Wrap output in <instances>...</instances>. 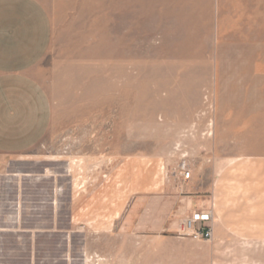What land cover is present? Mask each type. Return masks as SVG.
Listing matches in <instances>:
<instances>
[{
  "label": "rangeland",
  "instance_id": "1",
  "mask_svg": "<svg viewBox=\"0 0 264 264\" xmlns=\"http://www.w3.org/2000/svg\"><path fill=\"white\" fill-rule=\"evenodd\" d=\"M41 1L54 116L0 154V264H264V241L227 224L237 191L257 217L264 196V0ZM202 209L214 239L179 237Z\"/></svg>",
  "mask_w": 264,
  "mask_h": 264
},
{
  "label": "crops",
  "instance_id": "2",
  "mask_svg": "<svg viewBox=\"0 0 264 264\" xmlns=\"http://www.w3.org/2000/svg\"><path fill=\"white\" fill-rule=\"evenodd\" d=\"M54 38L52 16L41 0H0V154L32 150L51 128L52 96L38 80L35 68L52 49ZM245 189L234 192L249 198L247 207L241 208L245 212L227 224L231 227L241 222L249 227L248 241H264V196L260 195L257 217L252 212L253 189ZM239 196L231 200L237 202ZM229 209L236 211L232 204Z\"/></svg>",
  "mask_w": 264,
  "mask_h": 264
},
{
  "label": "built area",
  "instance_id": "3",
  "mask_svg": "<svg viewBox=\"0 0 264 264\" xmlns=\"http://www.w3.org/2000/svg\"><path fill=\"white\" fill-rule=\"evenodd\" d=\"M181 177L184 183H189L193 173L186 163L181 168ZM215 210L202 209L184 215L177 223V235L181 238H193L199 241H211L214 236Z\"/></svg>",
  "mask_w": 264,
  "mask_h": 264
},
{
  "label": "bare ground",
  "instance_id": "4",
  "mask_svg": "<svg viewBox=\"0 0 264 264\" xmlns=\"http://www.w3.org/2000/svg\"><path fill=\"white\" fill-rule=\"evenodd\" d=\"M51 171V170H50ZM48 171V175L51 176L52 173ZM14 176V175H13ZM21 175H16V177H20ZM10 178V177H9ZM49 178V177H48ZM0 188H1V180H0ZM1 210H2V207H1V189H0V232L2 231V225H1ZM213 239H214V236H213ZM212 239V240H213Z\"/></svg>",
  "mask_w": 264,
  "mask_h": 264
}]
</instances>
